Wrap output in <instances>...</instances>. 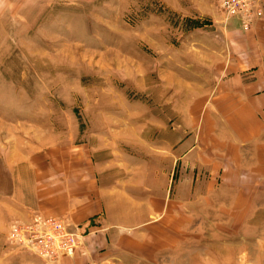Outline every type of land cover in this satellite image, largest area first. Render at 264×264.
<instances>
[{"label": "rangeland", "instance_id": "obj_1", "mask_svg": "<svg viewBox=\"0 0 264 264\" xmlns=\"http://www.w3.org/2000/svg\"><path fill=\"white\" fill-rule=\"evenodd\" d=\"M258 3L244 31L219 0H0V186L9 160L77 158L140 202L149 264H264V147L239 144L258 130L235 96L255 82L259 126Z\"/></svg>", "mask_w": 264, "mask_h": 264}, {"label": "crops", "instance_id": "obj_2", "mask_svg": "<svg viewBox=\"0 0 264 264\" xmlns=\"http://www.w3.org/2000/svg\"><path fill=\"white\" fill-rule=\"evenodd\" d=\"M240 82L242 89L235 96L241 98L239 112L246 114L244 127L256 125L258 131L254 142L241 138L239 144L255 145L260 153L264 121L260 119L258 126L250 115L257 111L256 84L244 78ZM38 157L8 162L10 178L0 186V264H149L147 234L140 231L147 220L129 189L107 183L77 158L68 161L52 152ZM35 216L64 218L72 228H79L84 238L76 255L50 261L13 248L8 241L10 227L28 223Z\"/></svg>", "mask_w": 264, "mask_h": 264}, {"label": "built area", "instance_id": "obj_3", "mask_svg": "<svg viewBox=\"0 0 264 264\" xmlns=\"http://www.w3.org/2000/svg\"><path fill=\"white\" fill-rule=\"evenodd\" d=\"M226 21L237 19L244 31L261 16L258 0H219ZM84 233L72 228L68 220L59 217L35 216L30 222L13 224L8 241L13 248L27 250L50 261L74 257L82 245Z\"/></svg>", "mask_w": 264, "mask_h": 264}, {"label": "bare ground", "instance_id": "obj_4", "mask_svg": "<svg viewBox=\"0 0 264 264\" xmlns=\"http://www.w3.org/2000/svg\"><path fill=\"white\" fill-rule=\"evenodd\" d=\"M58 261V260H57Z\"/></svg>", "mask_w": 264, "mask_h": 264}]
</instances>
